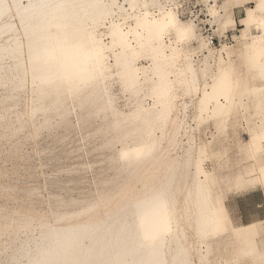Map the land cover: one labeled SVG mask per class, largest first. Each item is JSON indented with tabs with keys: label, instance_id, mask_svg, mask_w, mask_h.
<instances>
[{
	"label": "rangeland",
	"instance_id": "1",
	"mask_svg": "<svg viewBox=\"0 0 264 264\" xmlns=\"http://www.w3.org/2000/svg\"><path fill=\"white\" fill-rule=\"evenodd\" d=\"M21 1L22 4L26 2ZM110 1L102 0V4L105 2L104 5L107 6L102 5L103 7L97 10L95 19L93 16L87 17L81 24V29L99 41L103 54L102 70L90 85L98 88V91L96 88H91L97 92L95 96L104 94L101 96L102 99L107 96L109 108L108 112L96 113L92 116L93 119L84 117L90 108L89 100L91 97L90 102L95 99L93 96L88 99L90 86L86 88L88 92L84 93L83 88L81 91L84 94L80 93L79 96L76 94L78 98H72L73 95L68 97L66 89L60 88L56 94L59 97L54 96L58 100H51L54 104L50 105L51 101L46 102L47 100L35 101L38 97L35 93L37 86L35 84L33 86L31 75L27 74L29 72L23 44L25 38L22 31L18 29L20 27L15 13L10 12L14 20L12 22L16 24L13 23V29L17 30L15 37L21 44L20 46L18 43L21 49H18L19 61L24 64L17 70L14 68L13 57L9 56L14 59L11 61L6 56V58L3 57L4 60H0L1 63H6H2L0 67L6 77H2L0 73V79L2 78L0 80V225L4 224L0 229L7 227V223H4L7 221L2 219L6 214L14 219L22 213V216H31L32 221H36H33L34 224L32 223L30 228L23 227L16 230L17 232L24 230V232H16L15 240H20L16 241V244H20L24 236H29L30 233L33 235L30 234L29 237L34 239L39 235L40 225L35 217L39 218L42 213L39 223L44 221L45 224L51 225L55 223L53 214L60 211L64 213L69 212L70 209V212L79 210L82 204L84 207L85 203L88 205V202L89 204L98 203L107 195V198L115 200L120 191L124 193L130 188L138 192L144 185L145 177L147 175L150 177L152 174L153 161L155 168H159L163 166V163L167 164L176 160V167L181 168L175 167L174 171L173 183L179 187L173 196L179 201L171 202L172 204L174 201L176 205L172 204L174 217L178 214L176 218L179 220L180 216L179 221L184 223V218L186 219V215L189 214L185 212L186 205L192 203L190 202L194 199L192 192L197 189L193 184H198L200 181L202 182L200 187H203L204 192L208 193L209 190V194L205 193L209 196L206 203L213 204L214 207L217 205L216 213L217 215L221 213L220 216L218 215L221 227L215 232L211 230L212 235L209 231L208 234L205 233L208 236L201 233L202 236H200L199 232L197 235L194 233L197 230L193 228L194 225L190 228L183 225L187 235L186 244L189 242L187 244L189 250L194 249L190 250L189 262L191 259L192 264H257L253 256L240 254L239 248L242 243L237 242L233 236L236 230L244 231L248 227L255 229L256 233L253 235L255 246L260 253H264V41L259 49L248 48L251 46L253 36L261 34V31L253 26L246 30L240 22L245 15V10L254 7V0H243L241 3L228 0ZM163 10L175 13L181 22V28L180 31L173 26L162 28L153 38V44L158 43L164 58L162 62L159 61L156 68L153 67L149 53L137 47V35H142L137 24L146 16L149 20L159 19ZM140 16L141 19H137ZM121 34L129 35L123 36L134 48L131 58L133 72L129 79H123L118 75V67L114 63L115 54L119 52V48L112 44V40L114 36ZM211 37L215 41L214 44L210 43ZM8 66L12 70L7 68ZM4 69L6 74L11 71L9 75L5 74ZM18 71H20L19 74H17ZM158 76L162 77L169 87L164 103V109L167 115H170V119L167 116L169 124L166 123V126L160 130V121L155 118L152 121V115L161 109L160 103L155 101L153 95V84ZM186 76L194 77L192 87L186 86ZM223 76H231V85L229 84L228 87L218 86V79ZM10 88L14 90L11 91ZM15 88L19 89L16 91ZM65 93L68 98L65 97ZM85 97L87 98L83 99ZM106 99L102 101L106 102ZM59 101L62 105L58 104ZM46 106L54 112L51 114L48 110L50 114L46 113L48 109ZM58 109L63 113H60ZM142 109L146 110L143 112ZM141 110L142 114L139 113ZM41 111L45 112L43 117L49 115L51 128L37 127L43 121H41ZM59 114L64 115L60 117ZM155 116L157 115L153 117ZM118 117L126 121L127 130L131 129L133 137L126 134L122 140L111 141V139V143L107 142L110 136L105 133L107 126L115 120L118 121ZM126 117L133 119V122L139 119L140 125L132 122L136 125L133 128L131 122L128 123V120H125ZM149 118L151 123L147 124L148 126H142L140 120H149ZM139 126L143 129L138 128ZM177 126L179 130L175 132L174 128ZM137 128L142 130V133L134 132ZM146 129L150 132L149 134ZM130 131L125 133L130 134ZM133 132L139 133V138ZM102 134L106 135L107 141ZM142 139L145 140L142 141ZM140 141H142L141 144L149 143L153 146L154 154L152 153L149 162L135 161L128 163L129 165L123 161L121 163L119 152L134 148L136 143H138L136 145L140 144ZM159 156L162 158L155 160ZM135 163L136 166H134ZM146 168L152 169L148 172ZM170 188L174 190V187ZM187 193L192 194L193 199L188 200L185 197ZM23 210L25 211L22 212ZM17 212L18 216H16ZM41 219L44 220L41 221ZM131 219L132 217L128 218L127 222L132 221ZM19 234L21 237L18 236ZM2 236L0 264H10V262L13 264L9 250L14 244L12 243L14 239L6 233ZM20 262H23L22 259Z\"/></svg>",
	"mask_w": 264,
	"mask_h": 264
},
{
	"label": "bare ground",
	"instance_id": "2",
	"mask_svg": "<svg viewBox=\"0 0 264 264\" xmlns=\"http://www.w3.org/2000/svg\"><path fill=\"white\" fill-rule=\"evenodd\" d=\"M25 1L26 2L22 4V1L20 2V0H0V60H4L3 57L5 56L10 61L15 59L14 68H16L17 70L20 69L22 64H24L23 62L19 61L18 54L20 55V53L18 51L21 50L19 49L20 41L17 42L18 40L15 37L17 35V34L15 35L17 30L13 29L14 28L13 26L15 23L12 22L14 21L11 16L12 14H10V12L12 11L15 13V16L17 17L16 21L18 20L19 22L18 26L20 28L18 29H20V32L22 31L24 35L23 38H25L23 44L25 46L24 49L26 51L25 57L27 58L26 66H28L27 69L29 72L27 74H29V76L31 75L30 77L32 79L31 82H33V86L34 84L37 86V92L35 93L38 95V97L35 96L36 97L35 99H37L35 101H38L39 99L40 101L47 100L46 102H49L53 99H57L59 95L57 96L56 94H57V91L60 90V88L66 89V93L67 95H69L68 97H71V95H73L72 98H76L77 96H79L80 93L82 94L83 92L81 90L83 88H84L83 90H85L84 93H86L87 91L86 88H88L89 86H90L89 87L90 89L92 87L96 88L91 85L96 75L100 74L102 70L101 66H102L103 54L100 49L101 46H100L99 41L93 38L88 32H85L83 29H81V24H83L82 23L83 19L87 17L89 18L92 16L93 18L96 17L95 15H97L96 14L97 10L100 9L101 6L105 4V2L104 4H102V0H25ZM228 1L234 2V3H241L243 0H228ZM254 3H255L254 7L246 9L244 17L240 20L241 26L244 27L246 30L249 29L251 26H253L257 29H260L261 31V34L257 36H253L252 38L253 41L251 43V46L248 47V48L251 47L252 50L259 49L260 46L262 45V41H264V37H263L264 36V0H254ZM104 6H107V5H104ZM141 16L140 18H137V19H141ZM145 18L141 20L142 22L138 24L136 22L137 26L140 28V31L142 32V33L140 32L142 35L140 34L137 35L138 36L137 42H136L137 47L143 51L148 52L150 55V58H152L153 67L158 68L159 61L162 62L161 60L162 59L164 60V58L162 57V51L160 49V46H158V43L154 45L153 44L154 41L152 40L154 37H156L157 32L165 27L173 26V28L180 31L181 22L179 21L175 13L171 11H164V10L161 12L159 19H152L151 17L152 20H149ZM116 31L117 30H115V33H117ZM123 35L125 36V34L116 35L114 36V39L112 40V44L119 48V52L115 54L114 63L118 67V75L121 76L123 79H129L133 72L131 58L134 53V48L125 39V37L128 34L125 37ZM9 56L13 57L14 59H11ZM2 63L0 67H2V65L5 62L3 64ZM10 64L12 65V63ZM7 68H10V66H8ZM12 68H13V65H12ZM1 70H0V73H2L1 75H3V72H1ZM5 70L6 69H4V72L6 74ZM13 71L15 72V69ZM19 73L20 71H18L17 74ZM2 77H5V76L3 75ZM229 77H226V76L219 77L218 86L222 87L226 85L225 87H228L229 84L231 85V80H230L231 76ZM15 78H16V75H15ZM0 80H2V78ZM1 83L3 82L1 81ZM16 84H18V82ZM185 84L186 86L192 87V84H194V77L186 76ZM3 85L4 84H2V86ZM153 86H154L153 95H154L155 101L160 103L161 109H158L156 113H154V115L156 114L157 116L153 117L154 115H152V121L154 118L160 121V125H161V127L159 125V130H160V128H162L163 126H166L165 124L167 123V121H169L167 119V116L169 118L170 115H167L166 110L164 109L165 98L169 92V87L167 83L163 80V78L159 76L154 81ZM19 88H17V90ZM91 90L89 91L90 92L89 95L87 93L88 99L90 98V96H93V98L95 97V99H93V101L90 102V100H92V97H91V99L89 100L90 104L87 103V105L89 104L90 108L88 109V113L84 117L88 116V118L89 117L92 118V116H94L96 113H99V112L101 113L108 112V108H109L108 103H107L108 100L106 99L107 96L103 97L106 99V102L102 101V100H105V99H102L101 97V96H104V94L103 95L101 94L100 96H95L97 92L94 89H91ZM96 90L98 91V88H96ZM99 92H102V91L99 90ZM66 93H65V97H66ZM76 94L78 95L75 96ZM60 95L64 96L63 93H60ZM54 96H56L57 98H55ZM81 96L83 97V95ZM86 98L87 97L83 99H86ZM53 101L49 102L50 105ZM86 101L88 102V100ZM226 101L229 102V99L226 98ZM59 102L60 103L58 104L60 105L62 102L61 101ZM56 105H53V106L56 107ZM48 106L46 107L48 108ZM48 110L49 108L45 112L46 113H48L49 111L51 112V109L49 111ZM80 110L81 109H79V111ZM142 110L144 112L146 109L145 110L142 109ZM142 110L139 112L140 114H142L141 113ZM45 112H42L41 121L42 120L43 121L37 126L39 128L41 127V129H44L42 127L48 128L47 126H49V120H48L49 115L48 116L45 115L48 118L43 117ZM52 112H54V110ZM60 113H63V112L60 111ZM64 113L67 114L68 112L67 113L64 112ZM56 115H57V112H56ZM63 115L61 114L62 117ZM58 116H60V114ZM121 118L118 117L119 119L118 121L113 119L115 121L110 126L107 124L108 128L105 131V133L106 135L107 134L110 135L108 141H107L106 135L102 134L103 136H105L107 142H109L111 139H112L111 141H114L115 139L122 140L123 138L126 137V134H128V136L131 135L133 137L131 133L132 131H130L131 129L127 130V125H125L126 121L122 120ZM150 118L149 120L141 119L140 122L141 124H143L142 126L144 125L148 126L147 124L151 123ZM125 120H128V123L131 122V124L133 122L132 121L133 119L131 120V118L128 119L127 117ZM137 120L139 121V119ZM138 121L135 120L134 122L138 123ZM31 123H32V120H31ZM5 125L4 127H6ZM138 125L140 124L138 123ZM7 126H10V125H7ZM134 126L136 125H133V128ZM179 126L174 128L175 132H178L177 130H179ZM138 128L143 129L140 126ZM138 128L134 132L140 131V129L138 130ZM125 131H128V132L130 131V134L127 132L125 133ZM141 131L140 133H142ZM34 132L36 131L34 130ZM134 132L133 134H135ZM149 133L150 132L148 131L147 134ZM138 134L136 133L135 135H137L138 137ZM140 138H142V136H140ZM143 140L145 139H142V141ZM138 141L139 140H137V142ZM142 141H140L139 145H136L138 144L136 143L134 148L121 150L120 152L118 151L119 155L118 154L116 155L119 156L121 160L120 162L122 163L123 161L127 163V165H129L128 163H133L135 161L141 162L142 160H146V161L150 160L152 158V153L154 154L153 146H151L149 143L141 144ZM160 149H163V148L161 147ZM159 151L162 152L161 150ZM162 156L157 157L155 160H159L160 158H162ZM142 163L144 164V162ZM153 163H154L152 164L153 171H152L151 176L149 177L147 175L145 177L144 185L141 188V190L138 192H134L132 188L128 190L126 189L127 191H125L124 193L121 191L118 193L116 190V192L119 195L116 194L118 198H114L115 200H112L110 197L107 198L108 197L107 195V197L105 196L106 197L105 199L100 198L101 199L100 201L99 199H96L99 201V202L97 201L98 203L95 202V204H89L88 202V205H86L85 203L84 207H82L83 206L82 204L81 206H79L80 207L79 210H76V211L74 210L70 212L71 210L70 209L69 212H64V213L63 212L61 213L60 211L59 213L53 214L55 223H52L51 225L45 224L43 221L44 219L43 220L41 219L43 223L41 222L39 223V218H41L43 213L41 214L39 218L35 217L37 219L38 224H40L38 227L39 235L36 236L37 238L35 237L36 239L34 237H33L34 239H31L32 237L30 238L29 236L33 234L28 232L31 235L28 234L29 236L27 235L24 236L25 238L21 241V243L16 244L17 243L16 241H20V240H15L17 239L16 230L23 228V227L30 228V225L32 223L34 224L36 220L35 221L33 220L34 221L33 222L32 221L33 218L32 219L30 218L31 216L30 217L27 215L22 216V213H21V216H18L19 211L17 212V215L15 214L18 217H15L14 219H11L10 217L12 216H8L6 214L9 219L7 218L6 215L2 217V219L3 220L5 219V221H7V222H4V223H7V227L0 229V234L1 236L4 235V233L9 234V236H12L14 239L13 240L14 242H12L11 240V242L14 244L11 250H9L10 256L13 260L12 261L13 264H190V263L192 264L191 259L189 262L190 250L192 249L189 250V247L187 245L189 242L186 244L187 235L183 229L184 228L183 225L185 224V227L187 228H190L191 226L194 225L193 228L197 229L196 232H194L196 234L197 232H199V234L201 233L205 235V233L208 234V231L211 234V232H215L216 230H218L219 227H221L219 225L220 220H219L218 215L220 216L221 214L220 212L222 211L220 210V212H218L220 214L217 215L216 213L217 210L215 208L217 205L215 204L216 206L214 207L213 204L208 205L206 203L207 196H208L206 194H209V190L207 189L208 193L204 192L203 187H200V185H202L200 184L201 182L200 181L198 182L199 185L195 183L193 184L197 188L196 190H193V192L190 190L193 194L194 199L191 196L192 194H190L191 192L187 193V195L185 196L186 198H188V200H191V199L193 200L190 201L192 202L191 204L186 205L187 209L185 212H188L189 214L188 213H184V214H188L186 215L187 218L186 219L184 218V223L180 222L179 220H181V217L179 216V220H178L176 218L178 214L176 217H174V213L172 214L173 209H174L173 205H175L174 201H179L177 199L175 200L174 199L175 197H173L175 195L174 192H176V189L179 188V187H176L173 183L174 171L176 168H178L176 167V160H173L167 164L163 163V166L159 168L158 167L155 168V162L153 161ZM184 163L186 162L184 161ZM134 166H136V163ZM152 168H146V170L149 172V169L151 170ZM180 168L181 167H179L178 169ZM263 174H264V171H263ZM195 180H198V179L195 178ZM170 187L172 188L174 187V190L172 191ZM195 187L193 186V188ZM103 194H101V196ZM109 196L112 197V195L110 194ZM172 200H174L172 203L173 205L171 204ZM184 201H187V200L184 199ZM184 204L186 203L184 202ZM74 207L72 209H74ZM53 208L55 209V206ZM24 211L25 210H23L22 212ZM52 213H54V211ZM184 214L183 216H185ZM131 217H132L131 219L132 221L129 220L130 222L128 221L129 222L128 223L127 219ZM50 218L53 219L52 217ZM36 224H35V227H36ZM3 225L4 224L2 223L0 227ZM20 231L24 232V230H20ZM254 233H256V230L248 227V228H245L244 231H238V230L234 231L235 235L233 236L237 239L236 240L237 242L242 243V246L239 248V252L241 255L253 256L257 264H264V253L262 252L260 253L257 250L255 246V240H254L255 238L253 237ZM21 234H19L18 236H20ZM201 234L200 236H202ZM10 247H11V244H10ZM19 259L20 260L22 259L23 262H20ZM9 261H11V259ZM10 264L12 263L10 262Z\"/></svg>",
	"mask_w": 264,
	"mask_h": 264
},
{
	"label": "built area",
	"instance_id": "3",
	"mask_svg": "<svg viewBox=\"0 0 264 264\" xmlns=\"http://www.w3.org/2000/svg\"><path fill=\"white\" fill-rule=\"evenodd\" d=\"M210 43L211 44H214L215 43V41H214V39L212 37L210 38Z\"/></svg>",
	"mask_w": 264,
	"mask_h": 264
}]
</instances>
